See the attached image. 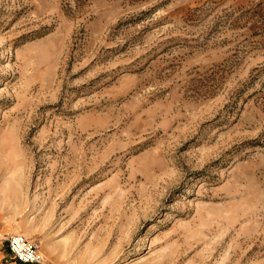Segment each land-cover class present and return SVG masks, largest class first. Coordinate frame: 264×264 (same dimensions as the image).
<instances>
[{"label": "rangeland", "instance_id": "rangeland-1", "mask_svg": "<svg viewBox=\"0 0 264 264\" xmlns=\"http://www.w3.org/2000/svg\"><path fill=\"white\" fill-rule=\"evenodd\" d=\"M0 225L42 264H264V0H0Z\"/></svg>", "mask_w": 264, "mask_h": 264}, {"label": "built area", "instance_id": "built-area-1", "mask_svg": "<svg viewBox=\"0 0 264 264\" xmlns=\"http://www.w3.org/2000/svg\"><path fill=\"white\" fill-rule=\"evenodd\" d=\"M7 251L19 264H42L39 244L20 234H11L5 239Z\"/></svg>", "mask_w": 264, "mask_h": 264}, {"label": "crops", "instance_id": "crops-1", "mask_svg": "<svg viewBox=\"0 0 264 264\" xmlns=\"http://www.w3.org/2000/svg\"><path fill=\"white\" fill-rule=\"evenodd\" d=\"M7 227L0 225V264H19L9 255L5 243ZM5 236V237H4Z\"/></svg>", "mask_w": 264, "mask_h": 264}]
</instances>
